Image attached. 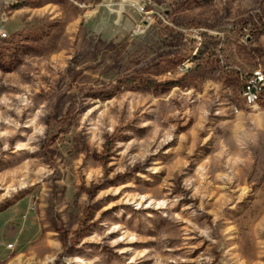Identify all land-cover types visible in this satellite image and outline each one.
I'll return each instance as SVG.
<instances>
[{
	"label": "rangeland",
	"instance_id": "obj_1",
	"mask_svg": "<svg viewBox=\"0 0 264 264\" xmlns=\"http://www.w3.org/2000/svg\"><path fill=\"white\" fill-rule=\"evenodd\" d=\"M8 17L0 264H264V97L240 83L264 73V0Z\"/></svg>",
	"mask_w": 264,
	"mask_h": 264
},
{
	"label": "built area",
	"instance_id": "obj_2",
	"mask_svg": "<svg viewBox=\"0 0 264 264\" xmlns=\"http://www.w3.org/2000/svg\"><path fill=\"white\" fill-rule=\"evenodd\" d=\"M26 0H0V40L1 33H9L7 28L8 13L4 12V4H12L13 9L17 10L18 6L23 4ZM145 9V7H140ZM140 31V25H137L134 29V33L137 34ZM240 83L242 88V97L247 106L251 107V102H260L264 97V90H259V83H264L258 74V71L254 69L249 73H240Z\"/></svg>",
	"mask_w": 264,
	"mask_h": 264
},
{
	"label": "bare ground",
	"instance_id": "obj_3",
	"mask_svg": "<svg viewBox=\"0 0 264 264\" xmlns=\"http://www.w3.org/2000/svg\"><path fill=\"white\" fill-rule=\"evenodd\" d=\"M13 7L12 4H4V12L8 13L9 9ZM10 36L9 33H1V39H6ZM260 79L264 81V73L260 70L258 71ZM259 90H264V83H259ZM258 102H251V106L256 105Z\"/></svg>",
	"mask_w": 264,
	"mask_h": 264
},
{
	"label": "trees",
	"instance_id": "obj_4",
	"mask_svg": "<svg viewBox=\"0 0 264 264\" xmlns=\"http://www.w3.org/2000/svg\"><path fill=\"white\" fill-rule=\"evenodd\" d=\"M9 37H10V36H9ZM9 37H8V38H9ZM8 38H6V39H1L0 41H4V40H7Z\"/></svg>",
	"mask_w": 264,
	"mask_h": 264
}]
</instances>
